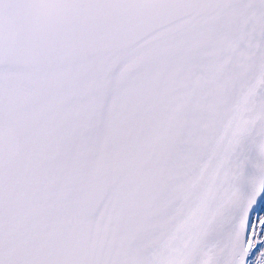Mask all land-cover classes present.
Masks as SVG:
<instances>
[{
  "label": "snow or ice",
  "instance_id": "obj_1",
  "mask_svg": "<svg viewBox=\"0 0 264 264\" xmlns=\"http://www.w3.org/2000/svg\"><path fill=\"white\" fill-rule=\"evenodd\" d=\"M0 264H264V0H0Z\"/></svg>",
  "mask_w": 264,
  "mask_h": 264
}]
</instances>
